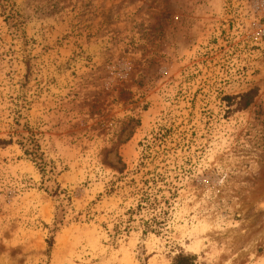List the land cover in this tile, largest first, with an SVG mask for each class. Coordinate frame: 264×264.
I'll use <instances>...</instances> for the list:
<instances>
[{"label":"rangeland","instance_id":"obj_1","mask_svg":"<svg viewBox=\"0 0 264 264\" xmlns=\"http://www.w3.org/2000/svg\"><path fill=\"white\" fill-rule=\"evenodd\" d=\"M251 7L0 0V264H264Z\"/></svg>","mask_w":264,"mask_h":264},{"label":"trees","instance_id":"obj_2","mask_svg":"<svg viewBox=\"0 0 264 264\" xmlns=\"http://www.w3.org/2000/svg\"><path fill=\"white\" fill-rule=\"evenodd\" d=\"M258 95V89L257 87L236 96L235 98L226 96L225 100L228 102V106H232V100L240 98V101L236 102V107L235 108H229L228 112H235L238 111L239 109H245L247 108L255 99V97ZM49 245L52 246L53 244V239H49ZM172 264H199L198 263V257L196 254L191 253V252H186L185 250L181 249L177 254L173 256L172 259Z\"/></svg>","mask_w":264,"mask_h":264},{"label":"built area","instance_id":"obj_3","mask_svg":"<svg viewBox=\"0 0 264 264\" xmlns=\"http://www.w3.org/2000/svg\"><path fill=\"white\" fill-rule=\"evenodd\" d=\"M252 11L257 16V28L260 36L264 37V0H252Z\"/></svg>","mask_w":264,"mask_h":264}]
</instances>
